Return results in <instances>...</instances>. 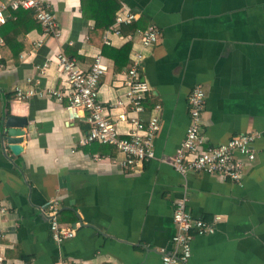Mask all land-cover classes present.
Instances as JSON below:
<instances>
[{
  "label": "crops",
  "instance_id": "1",
  "mask_svg": "<svg viewBox=\"0 0 264 264\" xmlns=\"http://www.w3.org/2000/svg\"><path fill=\"white\" fill-rule=\"evenodd\" d=\"M46 2L57 17L58 35L43 34L35 19L34 26L25 20L21 27L30 26L28 31L3 51L0 35L3 261L161 264L160 250H171L174 203L185 197L192 216L221 217L213 233L191 239L186 264H264V0H111L110 6L128 7L136 18L121 24L119 33L112 31L113 21L102 34L95 23H104L107 10H97L91 0ZM149 24L160 34L154 45L141 48L137 30ZM137 49L143 53L139 72L150 88L140 117L146 119L156 104L161 109L154 158L132 167H122L115 146L81 141L89 124L68 120L66 98L14 97L16 87L40 91L64 84L55 60L63 53L82 70L99 56L104 72L98 99L104 105L118 98L126 102L117 80ZM196 84L205 92L208 144L238 133L260 134L256 144L263 151L245 163L239 183L203 172L183 175L162 161L184 137L187 96ZM10 115L27 120L18 154L1 139L2 120ZM117 127L126 137L129 125ZM52 197L59 202L58 221L75 227V235L61 243L51 238L40 208Z\"/></svg>",
  "mask_w": 264,
  "mask_h": 264
},
{
  "label": "built area",
  "instance_id": "2",
  "mask_svg": "<svg viewBox=\"0 0 264 264\" xmlns=\"http://www.w3.org/2000/svg\"><path fill=\"white\" fill-rule=\"evenodd\" d=\"M17 8L31 9L34 19L39 23L43 34L58 35L59 26L55 13L46 0H0V23L6 21L7 15ZM136 14L128 7H120L115 12L114 27L112 31L119 33V27L123 23L134 21ZM108 32L104 41L109 43ZM141 48L154 45L159 37V30L154 24H149L144 29H138ZM1 41V39H0ZM52 58L49 59V63ZM58 70L62 74L64 84L37 90L34 86L26 88L16 87L15 99L25 100L34 95L49 96L56 99H67L65 110L68 120L85 119L89 128L82 138V142H96L111 144L123 155L122 167H132L134 164L154 158L153 140L160 128V105L156 104L149 110L146 119L140 114L145 111L144 100L149 91L147 81L140 75L139 67L143 60L141 49L133 50L128 66L120 74L117 87L122 91L126 102L118 98L109 105H104L98 99L100 76L104 72L100 57L96 56L87 70H82L75 58L63 53L56 56ZM48 62L44 63L46 66ZM43 69V67H42ZM188 125L183 139L169 160L174 170L180 174L190 171L203 172L216 175L221 180L239 183L243 175L246 162L253 161L263 148L256 144L260 134L258 132L238 133L227 140L208 144L204 132V105L205 92L200 84L194 85L187 96ZM128 106V110L115 109ZM126 123L129 130L126 137L120 136L118 123ZM95 159H98L95 156ZM186 198L182 197L174 203L172 221L174 234L171 237V250L161 249V264H186L191 256V239L195 235L213 233L217 222L221 219L215 215L212 219L194 217L185 208ZM59 202L57 198H49L41 204V211L48 220V230L51 238L61 243L75 235V227L62 224L58 221ZM7 208L0 204V213ZM0 264H6L0 256ZM57 264H69L58 262Z\"/></svg>",
  "mask_w": 264,
  "mask_h": 264
},
{
  "label": "trees",
  "instance_id": "3",
  "mask_svg": "<svg viewBox=\"0 0 264 264\" xmlns=\"http://www.w3.org/2000/svg\"><path fill=\"white\" fill-rule=\"evenodd\" d=\"M93 3H95L96 9L97 10H101L103 13L106 14L107 10V14H106V20L104 21L103 24H98L97 22L95 23L96 28L99 29L100 34H102L103 30L107 27H109L113 21H114V12L118 9L117 6H110V1L111 0H91ZM111 10V11H110ZM111 12V16H109L108 13ZM104 14V15H105ZM103 15V16H104ZM33 16V12L31 9H25V8H17L14 11L11 12V15L8 16V19L3 23L2 26H0V35L4 41L3 47L1 48V51H3L4 49L10 47L11 43L14 42L15 38L17 36L18 39H22V36L24 34L25 31H28L30 26L21 27V24H23V22L26 20V22L28 21V23H30V25L34 26V18ZM22 29V30H21ZM20 32V34H19ZM22 45H19V48L16 50V54L18 53V51L21 49ZM4 58H2V60H4ZM205 219V218H204Z\"/></svg>",
  "mask_w": 264,
  "mask_h": 264
},
{
  "label": "water",
  "instance_id": "4",
  "mask_svg": "<svg viewBox=\"0 0 264 264\" xmlns=\"http://www.w3.org/2000/svg\"><path fill=\"white\" fill-rule=\"evenodd\" d=\"M26 124V118L20 116H5L2 120L1 139L14 154H18L22 150L20 142L23 138V128Z\"/></svg>",
  "mask_w": 264,
  "mask_h": 264
}]
</instances>
